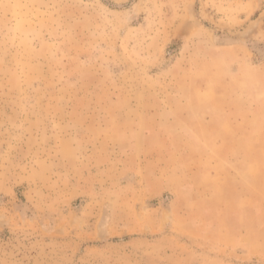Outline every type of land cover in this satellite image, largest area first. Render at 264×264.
Listing matches in <instances>:
<instances>
[{
	"label": "rangeland",
	"instance_id": "1",
	"mask_svg": "<svg viewBox=\"0 0 264 264\" xmlns=\"http://www.w3.org/2000/svg\"><path fill=\"white\" fill-rule=\"evenodd\" d=\"M0 264H264V0H0Z\"/></svg>",
	"mask_w": 264,
	"mask_h": 264
}]
</instances>
